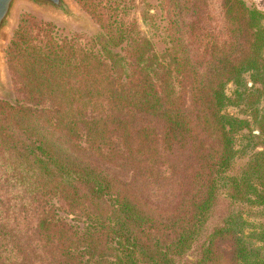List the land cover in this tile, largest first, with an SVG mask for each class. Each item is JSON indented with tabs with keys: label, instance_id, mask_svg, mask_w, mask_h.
I'll return each instance as SVG.
<instances>
[{
	"label": "trees",
	"instance_id": "trees-1",
	"mask_svg": "<svg viewBox=\"0 0 264 264\" xmlns=\"http://www.w3.org/2000/svg\"><path fill=\"white\" fill-rule=\"evenodd\" d=\"M77 1L99 33L25 20L8 50L0 264H264V12L158 0L148 36L123 0Z\"/></svg>",
	"mask_w": 264,
	"mask_h": 264
},
{
	"label": "rangeland",
	"instance_id": "rangeland-1",
	"mask_svg": "<svg viewBox=\"0 0 264 264\" xmlns=\"http://www.w3.org/2000/svg\"><path fill=\"white\" fill-rule=\"evenodd\" d=\"M68 3L70 10L76 14L78 17L67 18L62 14L54 11L45 6L35 5L29 2H20L17 4L12 18L3 33L1 45H0V66H1V85H0V100L7 101L9 103H13L18 99L22 98V93L19 91L18 86L16 85L15 78L10 68L8 50L11 45V42L23 24L25 20H32L42 22L43 24L55 27L59 36L71 38L75 36V34H80L85 37H92L99 33L100 28L99 25L95 22V20L88 14V12L83 8L81 4L77 0H66ZM123 2L128 3V7L130 9V15L127 18V21H131L132 19L136 20L138 26L141 31L145 32L148 36H154V30L147 25H145L142 14L143 11L150 10L151 13H156L157 15H161V11L159 10L158 0H123ZM209 8L211 14L215 22L220 25L223 23L222 19V9H221V0H208ZM247 3L264 12V0H247ZM155 7V8H154ZM155 42H157L158 49H163L164 45L160 43L159 38H154ZM234 86L229 85L227 89V93L231 95L234 91ZM232 113L237 114L238 111L236 109L230 110ZM243 116V115H242ZM244 141L240 138L238 145L243 143ZM246 159L239 160L240 164H243ZM2 173V169L0 167V176ZM111 173L120 176V178L125 181H129L131 179L130 172L126 170L120 169H112ZM11 198V184L10 181L1 182L0 181V202H6V209L8 210ZM8 213V211H7Z\"/></svg>",
	"mask_w": 264,
	"mask_h": 264
},
{
	"label": "water",
	"instance_id": "water-1",
	"mask_svg": "<svg viewBox=\"0 0 264 264\" xmlns=\"http://www.w3.org/2000/svg\"><path fill=\"white\" fill-rule=\"evenodd\" d=\"M20 2H29L39 6H45L54 11L62 14L67 18L78 16L74 14L66 2V0H0V45L3 37V33L5 32L11 18L13 12ZM1 66H0V85H1Z\"/></svg>",
	"mask_w": 264,
	"mask_h": 264
}]
</instances>
